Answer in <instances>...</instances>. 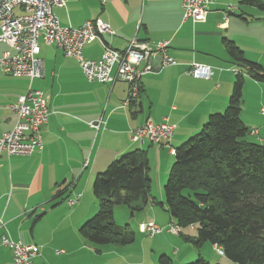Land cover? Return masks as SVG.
Instances as JSON below:
<instances>
[{
    "label": "crops",
    "instance_id": "1",
    "mask_svg": "<svg viewBox=\"0 0 264 264\" xmlns=\"http://www.w3.org/2000/svg\"><path fill=\"white\" fill-rule=\"evenodd\" d=\"M62 1L63 7L53 9L61 27L78 28L99 19L115 32L87 43L82 52L85 59H99L106 46L123 51L136 38L150 45L168 42L167 54L176 65L164 67L152 61L153 71L142 77L138 100L129 107L122 105L126 83H88L76 60L41 40V79L30 82L0 70V135L13 128L15 115L9 107L29 88L43 93L50 113L41 128V150L28 156L0 155V239L7 235L12 241L38 246L35 264H158L161 255L169 256L165 238L155 239L165 232L151 238L138 232L143 223L160 227L170 223L166 207H156L153 201L135 216L126 207H114L115 223L116 213H121L124 222L136 227L132 244L95 247L84 240L80 227L97 209L93 181L121 155L144 150L151 197L155 199L156 189L163 203V185L174 157L167 147L132 142L131 132L146 122L165 121L173 126L170 147L175 149L198 133L211 114L223 112L232 93L234 70H242L224 44L233 42L247 61L264 67V13L254 4H242L243 0H216L203 22H193L184 19L182 0ZM6 52L9 45L0 44V56ZM192 64L206 67L209 78L192 77ZM263 110L264 82L246 76L240 119L251 131L247 140L264 146ZM98 121L96 130L91 125ZM75 194L81 195L79 201L68 206L67 199ZM202 255L190 251L179 256L178 251L171 264ZM0 264H12L11 252L1 242Z\"/></svg>",
    "mask_w": 264,
    "mask_h": 264
},
{
    "label": "trees",
    "instance_id": "2",
    "mask_svg": "<svg viewBox=\"0 0 264 264\" xmlns=\"http://www.w3.org/2000/svg\"><path fill=\"white\" fill-rule=\"evenodd\" d=\"M242 4H254L264 13V3L243 0ZM224 46L242 70L236 69L225 110L211 114L198 133L174 149L163 203L151 197L146 152H127L93 181L98 208L80 227L85 241L95 247L132 244L136 234L128 224H115L114 207L125 206L133 216L153 201L166 207L177 235L192 228L195 236L185 241L196 248L208 243L233 263L264 264V146L247 140L251 131L240 119L245 76L264 82V67L247 61L233 42ZM171 263L166 255L158 259V264ZM188 264L211 263L199 256Z\"/></svg>",
    "mask_w": 264,
    "mask_h": 264
},
{
    "label": "built area",
    "instance_id": "3",
    "mask_svg": "<svg viewBox=\"0 0 264 264\" xmlns=\"http://www.w3.org/2000/svg\"><path fill=\"white\" fill-rule=\"evenodd\" d=\"M106 1L101 0L102 4ZM215 1L182 0L184 19L203 22ZM63 6L62 0H0V44L10 47V52L0 56V70L4 75L26 77L30 82L41 79L43 64L38 57L41 40L45 45L56 47L66 57L76 60L88 83H126L127 98L122 105L129 107L138 100L142 77L153 71L154 57L162 56L164 67L176 65L167 54L168 42L150 45L136 38L128 41L123 51L106 46L99 59H85L82 52L87 43L101 40L103 36H114L115 32L99 19L85 21L78 28H63L53 12L54 8ZM17 9L20 13H16ZM237 72L234 70V73ZM189 73L197 79H208L210 76L206 67L197 64L190 66ZM9 108L15 115V124L10 131L0 135V155L28 156L41 150V128L47 123L50 114L43 93L29 88ZM100 124L101 121H98L91 126L98 130ZM252 133L256 134V131ZM172 135L173 126L167 122H146L131 132V141L140 146L150 143L160 148L167 147L169 153L174 155L175 151L170 147ZM80 197V194H75L67 199V205L77 204ZM165 231L172 235L179 233L171 223L167 224ZM138 232L151 238L161 234L163 229L150 222L140 224ZM0 242L11 252L12 264H35V259L40 255L38 246L12 241L7 235H3ZM215 251L217 255L224 256L220 248L215 247Z\"/></svg>",
    "mask_w": 264,
    "mask_h": 264
},
{
    "label": "rangeland",
    "instance_id": "4",
    "mask_svg": "<svg viewBox=\"0 0 264 264\" xmlns=\"http://www.w3.org/2000/svg\"><path fill=\"white\" fill-rule=\"evenodd\" d=\"M162 191H160V194L162 193ZM153 192H154L153 195L155 196V200L157 202H160V199L157 195L158 193H156L157 192L156 189ZM161 195L163 196V193ZM92 198H93V194H92ZM96 205L98 208V204H96ZM155 205H156V207L158 206V204H155ZM116 207H119L121 209H126L125 206H116ZM96 211H97V209H96ZM137 214H139V212L134 213L133 216H135ZM121 216H122L121 213H116L115 219L118 223H115V224L118 226H124V225L128 224L130 226V228L132 230H134V232H136L135 225H133V223L131 221L129 223L124 222L123 221L124 219L123 218L121 219ZM124 216L127 217L126 214H124ZM166 226L167 225L162 226V227L159 226V227L161 229H163V231L166 233V231H165ZM165 233H163V235L157 236L155 239L162 241V237L165 238V242L167 243V246H168L167 248H168V252H169V256L167 255V257H169L171 260L175 261V258L173 256H175L178 251H179V256L180 255L186 256L187 254L190 253V251H193L195 254H198L199 252L201 254H203L201 258H203L204 260H207V262H210L211 264H236V263H233V262L227 260L225 257L214 256V255H217V253L215 250H212L211 245L208 243L204 244L200 248H196L192 243L185 241V237L193 238L195 236V233L193 232L191 227L182 229L181 230V236L172 235V234H165ZM197 259H198V257H195L191 261L185 262L184 264L194 262Z\"/></svg>",
    "mask_w": 264,
    "mask_h": 264
},
{
    "label": "water",
    "instance_id": "5",
    "mask_svg": "<svg viewBox=\"0 0 264 264\" xmlns=\"http://www.w3.org/2000/svg\"><path fill=\"white\" fill-rule=\"evenodd\" d=\"M162 60H163L162 56H156V57H154V59H153L154 62H157V63H159L160 65H162Z\"/></svg>",
    "mask_w": 264,
    "mask_h": 264
}]
</instances>
